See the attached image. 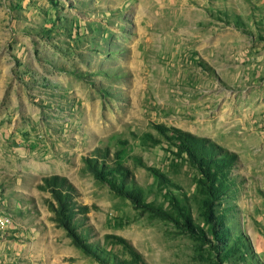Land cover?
Listing matches in <instances>:
<instances>
[{"label":"rangeland","instance_id":"obj_1","mask_svg":"<svg viewBox=\"0 0 264 264\" xmlns=\"http://www.w3.org/2000/svg\"><path fill=\"white\" fill-rule=\"evenodd\" d=\"M134 258L264 264V0H0V264Z\"/></svg>","mask_w":264,"mask_h":264},{"label":"trees","instance_id":"obj_2","mask_svg":"<svg viewBox=\"0 0 264 264\" xmlns=\"http://www.w3.org/2000/svg\"><path fill=\"white\" fill-rule=\"evenodd\" d=\"M187 136L180 131H177L176 138L180 142L177 145L180 154H185L192 164L193 167L196 168L199 178L197 181V186L203 196H205V200L208 201L210 204L213 200H218L219 197L225 195L227 191V183H228V176L227 171L229 170V166L223 167L221 162L211 160L206 152L201 150L200 145L195 144L192 140L186 138ZM105 178V177H103ZM118 193H126L134 201H140L141 195L138 194V191H133L119 186L115 181L111 179H105ZM59 214L61 216H65L67 209L65 199H61L59 196ZM176 213L186 220V212L184 211V207L175 206ZM133 264H143L141 261H137L134 258Z\"/></svg>","mask_w":264,"mask_h":264}]
</instances>
